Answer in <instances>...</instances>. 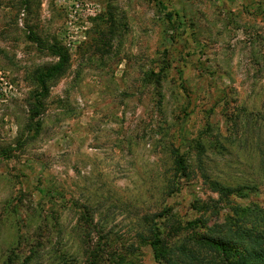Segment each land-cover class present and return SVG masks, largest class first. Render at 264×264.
I'll return each instance as SVG.
<instances>
[{"label":"rangeland","instance_id":"374dc122","mask_svg":"<svg viewBox=\"0 0 264 264\" xmlns=\"http://www.w3.org/2000/svg\"><path fill=\"white\" fill-rule=\"evenodd\" d=\"M243 208L257 235L264 0H0V264H224L191 236Z\"/></svg>","mask_w":264,"mask_h":264},{"label":"trees","instance_id":"16d2710c","mask_svg":"<svg viewBox=\"0 0 264 264\" xmlns=\"http://www.w3.org/2000/svg\"><path fill=\"white\" fill-rule=\"evenodd\" d=\"M53 53L58 57V62L46 71L45 75L47 77H51L55 71H60L63 67L66 52L63 49L61 50V48H55L53 50ZM40 78L43 82L44 76H41ZM183 161V158L179 155L175 164L176 168L178 169V175L182 176L185 175V164ZM217 190L222 196L228 197L230 195H234L235 197L244 199L255 192L256 188L252 185H246L237 188L218 186ZM235 207L240 209L239 206ZM254 208L260 214L261 212H263V209L259 206H254ZM248 209L251 210V208ZM248 209L243 208L242 210L236 212L235 215L238 218L239 222L237 224H233L232 226L228 225L227 228H223L221 227V225L212 226L211 228H206L204 226L197 227L204 229V231L202 233L194 232V234L191 236V238H193V248L195 238V244L198 249H216V253L221 257L224 264H264V249L258 246L255 247L253 245H250L251 240L248 243L249 238H264V230L260 232L258 231V234L254 235L253 231L251 230V226H249V228H246L245 225L247 224V222L251 221L249 220V215H246V212H249ZM157 241L158 240L155 239L152 241V243L157 246ZM155 255L156 258L162 259L165 264H194L191 261H187L189 259H187V257H185L184 255H182V260H177L175 258L172 259L170 258L171 256L169 255V253H167L165 250L160 255L158 253H156Z\"/></svg>","mask_w":264,"mask_h":264}]
</instances>
